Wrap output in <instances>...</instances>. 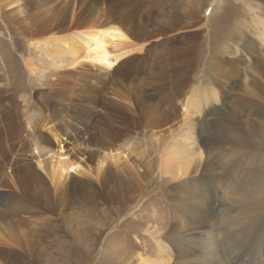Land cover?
Returning a JSON list of instances; mask_svg holds the SVG:
<instances>
[{"label": "rangeland", "instance_id": "obj_1", "mask_svg": "<svg viewBox=\"0 0 264 264\" xmlns=\"http://www.w3.org/2000/svg\"><path fill=\"white\" fill-rule=\"evenodd\" d=\"M83 1L75 0V6ZM113 1L125 4L129 0ZM134 4L138 28L151 34L158 30L167 33L171 27L175 34L170 42L160 39L161 35H154L149 45L130 48L139 63L134 66L137 71L134 69L133 74L125 71L135 85L144 86L139 93H147L149 101L148 111H142V114L151 120L139 135L117 142L116 149H120L112 154L124 160V165L134 172L139 164L150 170L146 182L141 183V195L123 207L118 203L88 204L84 199L76 198L71 210L61 218L54 217L51 223L40 216L10 215L5 224H0V248L15 250L22 255L15 264H158L162 258L171 263L175 254L165 240L176 221L169 212L170 198L175 196L170 189L187 178L185 174L192 172L197 163L200 140L197 135L188 134L195 128L196 133L208 137L207 144L217 141L214 145L217 152L214 150L211 156L204 155L201 165L209 162L208 168L217 166L214 172L220 173L219 160L227 156L232 138L238 139L240 144L232 148L225 159L242 158L241 163L233 166L241 169L235 174L223 176L220 173V180L223 183L228 180L236 182L241 171L242 175L247 172L246 179L255 182L253 189L259 186L256 193L263 191L264 98L260 97L264 96V63H261L263 68L259 72V69L252 68L250 59L235 62L242 58L237 48L240 45L238 36L249 37L250 45L257 42L260 46L258 59L264 62V37L259 42L255 31H244L249 0H134ZM263 6L250 11L249 17L257 29H264V23L255 18L257 10ZM47 13L42 0H0V138H4L0 148V184H6L0 186V197L12 191L18 194L17 180L26 172L41 177L53 197L57 192L48 176L52 164L58 159L57 143L50 138L41 122H37L43 116V107L49 102L53 104L57 97L61 100L52 105L55 116L50 121L66 136L67 141L61 147L68 158L87 170L85 167L90 163L92 168L99 167L97 163L105 156L102 169L119 168L115 165L108 167L112 154L107 151L95 153L100 158L85 163L87 157H80L76 149L85 137L96 131L101 133V137H106L108 132L127 124L131 120L133 106L121 105L105 111L94 108L90 101L84 102L83 97L88 94L84 90L88 87L85 85L83 93L78 87L76 92L75 88L72 89L77 81L69 65L75 66L79 62V68L85 67L87 75L98 74L101 77L105 74L104 79L110 71L103 72V65L82 58L77 48L74 50L79 60L70 63L72 48L69 51L62 45L51 44L44 37L40 38L42 35L31 37V34H40L51 27L42 20ZM114 17L118 18L120 14ZM189 22L199 24L200 35L186 44L180 40L189 32L176 30L174 26ZM53 28V33L60 31L59 27ZM169 33L167 38L172 34ZM113 42L105 41L107 58L111 60L122 56L125 47ZM81 48L84 54L87 47L82 42ZM58 50L62 53H57ZM180 50L187 55L182 56ZM184 63L187 65L188 84L181 90H171L176 97L169 103L164 99L169 94L165 85L182 83L183 80L174 81L172 74L173 68H180ZM238 68L242 70L234 76ZM55 73L59 79L65 74L63 80L67 87L61 83L55 84L56 89L51 88ZM150 73L154 74L152 87H146ZM222 75L233 77L231 85L226 82L228 88L221 86V93L215 92L213 84ZM122 76L121 73L109 77L106 88L118 89V78ZM109 79L115 81L114 85L109 84ZM243 82H248L249 89L243 88ZM66 97L71 98L72 103ZM112 100L117 105L123 104L117 99ZM1 111L16 117L9 123L15 126L10 131L11 138L5 125L2 126L7 115ZM157 114L160 115L155 118ZM159 119L162 122L160 126L154 123ZM224 139L226 143H223ZM13 144L15 148L9 150ZM249 158L261 160L255 163ZM141 172L142 169L138 171ZM72 174L99 187L103 182V178L96 181L93 176L89 177L91 180L86 175ZM171 175L175 179L169 181L167 177ZM107 187L117 191L119 184L113 180ZM216 193L221 199L220 189ZM224 195L231 194L224 192ZM4 199V196L0 198L1 204L6 203ZM238 230L222 235L219 239L221 246L229 247L227 254L234 264L259 262L264 257V224L252 228L248 239ZM16 238L18 242L12 240Z\"/></svg>", "mask_w": 264, "mask_h": 264}, {"label": "bare ground", "instance_id": "obj_2", "mask_svg": "<svg viewBox=\"0 0 264 264\" xmlns=\"http://www.w3.org/2000/svg\"><path fill=\"white\" fill-rule=\"evenodd\" d=\"M42 1L45 5V9L48 11L47 15L44 16L42 20L50 24L51 27L40 34H31L30 36L42 35L40 38L44 37L46 41L51 44L62 45L63 49L69 51L70 48H72L73 50H71L72 52L69 54L72 59L70 63H76L79 60V58L76 57L77 52L74 50V48H77L82 54V58L90 59L92 62L103 65V72L107 70L110 71L107 73L105 79V74L101 75V77H103L102 79L98 74L87 75L85 67L83 68V66H80L81 68H79V62L74 64L75 66L69 65V69H72L73 78L77 81V84H75L76 86H72V89L75 88L74 91L76 92V87H78L79 90H81L80 93H83L82 89H85L84 87L86 85L88 89L84 91H86V93L88 92V94L83 97L84 102L90 101L94 108H101L107 111L121 105L133 106L130 113L131 120L127 124L117 128L111 133L108 132L106 137H101V133L96 131L95 134H90L85 137L83 143L77 147L76 154L83 159L87 157V160L84 161L85 163H87L88 160L95 161L100 158V155L97 156L95 153L101 154V152L107 151V153L112 154L114 151L119 150L120 148L116 149L117 142L122 138L129 140L139 135L140 131L148 126V121L151 120V118L143 117L144 114H142V111H148L146 110V106L149 101L148 97H146L147 93H139L143 90L144 86L135 85L134 82L129 79L130 74L126 75L127 73H132L135 69L134 66L139 63L130 48L143 46L144 44L149 45L150 39L154 35H161L162 37H160V39L165 42H170V39H173L175 35L173 33L174 30H170V27L166 30L167 33L158 30L156 31L157 33L147 34L144 29L138 28L135 23L137 7L134 4V0H129L125 4H118L113 0H84L83 3L77 6H75V0ZM261 5H264V0H249L248 6L250 8L248 7L249 10L245 13V16L247 15L248 18L245 20L244 24V31H255L257 35L256 39L259 42H262L264 37V29H262L263 27L261 29L255 28L254 21L249 15L251 8H259ZM257 11L258 13H256L255 18L258 22L263 24L264 6ZM116 14H120V17L115 18L114 16ZM53 26L59 27L60 31L53 33ZM174 29L187 30L189 32L186 37L180 40V42H185L186 44H190L189 40L192 41L200 35L199 24L197 22H189L185 25L180 24V26H174ZM169 31V34H172L167 38L166 35ZM69 32H71V35L68 34ZM108 40L111 42L114 41V45H125L122 56H117L114 60L107 58L108 54L105 50V41L107 42ZM237 40L240 44L237 48L242 58L240 57L239 60H235V62H240L245 58V61L250 59L253 62H251L252 68L254 70L259 69L257 71L261 72L263 68V64L261 63L264 62L258 59L260 56V46L257 45V42L255 45H250L252 42L250 38L246 36H238ZM81 42L87 47L84 48V50H86L84 54L83 50H81ZM57 53H62V51ZM180 53L182 56L187 55L181 52V50ZM115 64L116 66H114ZM216 67L220 66L217 65ZM127 70L128 72L126 73L125 71ZM241 70L242 68H238L237 72L233 75L239 74ZM135 71H137V69H135ZM121 73L123 76L118 78L119 88L108 90L106 88L107 79L115 74L118 75ZM53 75L56 79L55 82L51 84V88L56 89L57 87H54L55 84L60 85L62 83L64 86L67 85V82L63 80L65 74L62 75L60 79L57 77L56 73ZM186 76L187 65L185 63L180 68H173L172 77L174 81H183L181 84L174 85L173 83H168L165 85L167 86L165 89L169 93L168 96L164 98L167 102L170 103L176 97L174 93L171 94V90H173V92L181 90L188 84ZM153 77V73L148 75V81L145 83L146 87H152L151 79H153ZM232 79V76L224 77L223 75L220 79H216L213 84L215 92L220 91L221 93V86H225V84H227L226 82H229L231 85ZM109 80L111 81L109 84L112 83L114 85L113 82L115 81ZM242 86L244 89H249L248 82H243ZM225 87L228 88V86ZM48 95L50 98H53L52 94ZM108 96L110 98H108ZM112 98L123 102V104L117 105ZM260 98L263 99L264 96ZM59 99L60 98L57 97V99L55 98L54 100L60 101L61 99ZM66 100L72 103L71 98L66 97ZM57 101H54L53 104L49 102L44 106L43 116L37 121L41 122V126L49 133L50 138L57 143L58 159L54 161L48 173L49 181L55 186V191L57 192L54 191L55 194L53 197L51 191L41 177L30 175L31 173L27 172L24 173L19 178L20 180H17L18 182L16 181L18 184H16L18 194L15 193L16 191H12L9 194L1 195V197H6V199H4L6 203H0V224H5L7 218L13 214L15 216H40L51 223L54 217L61 218L66 215L67 211L71 210V205L76 198H82L88 204L118 203L119 206L123 207L133 202L138 195H141V183L146 182L150 170H145L140 164L136 166V172H134L131 168L124 165V160H119V157L112 154L109 158L110 166L108 167L115 165L119 168L115 170L109 168L102 169V161L105 159V156H103L97 163L99 167L92 168L90 163L87 164L86 167L84 166L87 168L86 170L80 166L79 163L72 162L68 158L66 151L61 147V144L67 141L66 136L61 129L54 126L50 121L55 116L52 113V105ZM3 115L7 116L5 118L6 123L3 121L2 126L4 127L5 125L9 137L11 138L12 135L10 131L15 126L14 124L9 125V123L10 121L16 120V117L8 112L7 114L3 113ZM159 115L160 114H157L155 118H158ZM154 123L160 126L162 122L159 119V121ZM196 130L195 128L189 131L188 134L189 136L197 135L198 140H200L198 142L197 163L192 169V172L187 173L188 175L185 174L187 178L173 185L170 189L171 193L175 194V196L170 198L169 212L174 215L176 221L173 224L172 230L165 236L167 245L175 254L169 264H234L229 254H227V249L229 247L221 246L219 239L222 235H226L238 229V231H241V235L245 239H248L249 234L252 233V228L264 224V188L262 189V193H256L257 190L255 189L259 188V186L257 185L253 189L255 182L252 180L248 181L246 179L248 173L244 172L242 175L243 171H241L236 182L227 179V183H223V181L220 180V173H222L223 176L235 174V172L241 169L239 167L233 168V166L237 165V163H241L243 161L242 158L237 156L230 160L225 159L232 152V148L240 144L238 139L232 138L231 144L228 145L231 148L227 150V156L219 160L218 168L221 171L220 173L214 172L217 166L215 168H208L209 162L205 165H201L204 155L211 156L214 150L217 152V147H214L217 141H211L207 144L206 141L208 137L200 135L199 132L196 133ZM6 137L8 136L6 135ZM2 139L4 138H0V148H2ZM222 141L226 143L225 139ZM9 148V150L14 149L15 144L11 145ZM70 150H73V148ZM255 152L256 150L254 153ZM250 160L257 163L261 159ZM84 162L83 165L85 164ZM204 162L206 163V158ZM104 166H107L106 163ZM133 168H135L134 165ZM141 169L142 172L138 173ZM207 170L211 172L207 173ZM72 173L80 176L86 175V178L91 180L92 178L89 177L93 176L96 181L103 178V182L99 187L96 184L87 182L90 180L84 181L80 178H75V175ZM167 178L169 181L175 179L173 175ZM113 180H116L119 184L117 191L107 187V184ZM0 186L3 187L6 186V184L1 183ZM212 187L216 189L214 190ZM218 188L222 194L221 199L218 198V194L216 193V190L219 191ZM224 192H229L231 195H227L226 197ZM1 201L2 200H0V202ZM85 207L86 206L80 208L85 209ZM12 240L18 242L17 238ZM243 245H245V243ZM21 256L22 255L15 250H2L0 248V264L18 263ZM158 264H168L167 258L164 259V261L162 258L158 261ZM254 264H264V257Z\"/></svg>", "mask_w": 264, "mask_h": 264}]
</instances>
